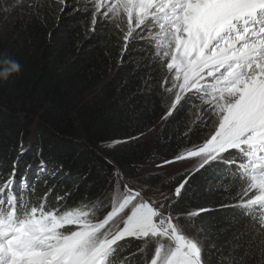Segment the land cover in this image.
Instances as JSON below:
<instances>
[{
    "label": "snow or ice",
    "instance_id": "1",
    "mask_svg": "<svg viewBox=\"0 0 264 264\" xmlns=\"http://www.w3.org/2000/svg\"><path fill=\"white\" fill-rule=\"evenodd\" d=\"M18 9L57 22L84 13L87 31L118 48V67L142 71L138 91L156 98L162 122L192 118L171 158L144 175L105 159V195L75 207L80 186L57 180L62 163L50 168L40 150L35 171H21V141L16 159L0 160V264H211L217 254L216 264H264V0H5L2 12ZM177 164L173 181L152 183ZM198 180L209 192L228 184L219 204H199ZM209 213L222 214L211 235Z\"/></svg>",
    "mask_w": 264,
    "mask_h": 264
},
{
    "label": "trees",
    "instance_id": "2",
    "mask_svg": "<svg viewBox=\"0 0 264 264\" xmlns=\"http://www.w3.org/2000/svg\"><path fill=\"white\" fill-rule=\"evenodd\" d=\"M4 5L0 0V72L9 68L6 60L19 62L21 70L0 79V160L16 159L22 141L27 151L21 157V171L26 163L35 171L37 152L42 150L50 168L63 164L57 177L62 186L74 190L79 184V196L69 204L75 207L105 195L109 168L105 159L133 175L146 163L171 158L191 113L162 122L159 108L153 107L156 98L138 91L142 71L130 63L118 67V48L109 35L88 32L86 16L79 11L68 9L57 22L51 10L40 19L23 9L10 17L2 12ZM139 131L145 135L138 141L114 149L108 145L110 139ZM132 163L139 165L136 173ZM178 172L171 176L160 172L152 183L173 181ZM197 184L198 202L209 208L221 202V184L228 187L221 181L209 192L203 191L207 187L203 180ZM220 215L203 217L209 235L212 217ZM217 256L211 257V264H216Z\"/></svg>",
    "mask_w": 264,
    "mask_h": 264
},
{
    "label": "rangeland",
    "instance_id": "3",
    "mask_svg": "<svg viewBox=\"0 0 264 264\" xmlns=\"http://www.w3.org/2000/svg\"><path fill=\"white\" fill-rule=\"evenodd\" d=\"M25 0H23L24 2ZM15 2H19V0H15ZM17 14V11L16 12H13V13H10L9 16L12 17L14 15ZM161 122V121H160ZM160 160H157V161H153V162H149V163H146L142 166V169L140 171V173L138 175H144L145 173L149 172V171H152V165L154 163H159ZM183 170V167L180 165V164H177V165H170V166H166L165 168L163 169H160L159 171L160 172H165L167 176H171L173 174H175V172H178V171H182Z\"/></svg>",
    "mask_w": 264,
    "mask_h": 264
},
{
    "label": "clouds",
    "instance_id": "4",
    "mask_svg": "<svg viewBox=\"0 0 264 264\" xmlns=\"http://www.w3.org/2000/svg\"><path fill=\"white\" fill-rule=\"evenodd\" d=\"M5 63L9 65V68L7 69V71L0 72V79L6 80L10 74H18L20 72L21 65L19 64V62L11 60L10 62L5 61Z\"/></svg>",
    "mask_w": 264,
    "mask_h": 264
}]
</instances>
